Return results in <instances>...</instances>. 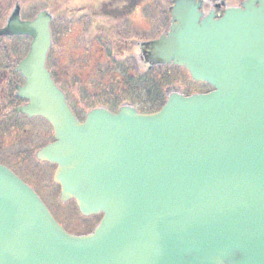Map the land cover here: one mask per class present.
<instances>
[{"label": "water", "instance_id": "95a60500", "mask_svg": "<svg viewBox=\"0 0 264 264\" xmlns=\"http://www.w3.org/2000/svg\"><path fill=\"white\" fill-rule=\"evenodd\" d=\"M168 32L143 43L153 65L176 64L215 89L169 94L154 113L124 104L80 121L46 66L53 15L23 20L16 4L0 36L32 38L17 70V111L43 116L55 141L61 200L103 213L75 236L36 191L0 164V264H264V3L204 16L173 0Z\"/></svg>", "mask_w": 264, "mask_h": 264}, {"label": "trees", "instance_id": "16d2710c", "mask_svg": "<svg viewBox=\"0 0 264 264\" xmlns=\"http://www.w3.org/2000/svg\"><path fill=\"white\" fill-rule=\"evenodd\" d=\"M111 2L113 0H0V26L17 3L26 17L41 9L53 14V46L48 68L77 115H85L97 106L117 111L126 102L138 105L141 112L158 111L167 99L168 86L181 80L187 70L174 64L150 65L134 47L137 40L156 38L169 29L172 0H149L142 6L143 17L151 23L150 33L136 32L129 19L115 18L98 10ZM75 30L76 33H72ZM69 35V43L62 44L61 39ZM14 39L0 38V58L5 59L4 64L11 63L15 67L9 54ZM16 78L13 73V85L9 88L12 92ZM12 92L9 90L8 94L18 101ZM32 159H35L34 153H30L26 161ZM15 171L35 185L36 179H29L21 169Z\"/></svg>", "mask_w": 264, "mask_h": 264}, {"label": "rangeland", "instance_id": "374dc122", "mask_svg": "<svg viewBox=\"0 0 264 264\" xmlns=\"http://www.w3.org/2000/svg\"><path fill=\"white\" fill-rule=\"evenodd\" d=\"M148 1L149 0H145V3L139 5L130 15L131 26L136 32H151V23L148 22V20L142 15V6H144ZM111 7V5L107 4V10H109ZM35 15L27 17L23 15V18L30 19ZM72 33H76V30ZM70 37L71 36L69 35L62 38L61 43H69ZM30 42L31 38L29 37H17L13 40L10 45L11 52L9 54L11 60L15 62V64L18 65L21 59L26 56L29 50ZM136 42L138 43L135 45L134 50L136 53H138V44L140 41L137 40ZM2 57H4V55H2ZM209 89L210 87H208L206 84L195 82L190 77L189 73H183L181 80L179 79L176 83L168 86V91L166 94L168 96L171 91L177 90L185 95H188L193 94L194 92H201ZM133 106L139 110L138 105ZM78 116L81 120H83L85 115ZM40 119L41 118H35L34 120L31 119L32 122L27 123V120L21 117L17 122L9 121L0 123V160H6L8 163L16 160L21 162V172L27 175L29 179L33 177L37 180L34 182L35 188L38 189L46 199L50 201L54 200L55 202L60 203V189L52 180L55 167L47 163H40L36 158L26 161L30 153H35L36 150L40 148V146L53 140V135H41L45 133L43 131L50 130L51 127L49 124L42 122V119ZM34 133L39 134V136L33 137ZM28 140H30L31 144L26 143ZM63 205L65 206V203ZM66 207L68 211H72L74 209L73 205L70 203H67Z\"/></svg>", "mask_w": 264, "mask_h": 264}, {"label": "flooded vegetation", "instance_id": "af4514ba", "mask_svg": "<svg viewBox=\"0 0 264 264\" xmlns=\"http://www.w3.org/2000/svg\"><path fill=\"white\" fill-rule=\"evenodd\" d=\"M246 0H203V12L208 15L213 13L215 17L222 16L228 8L232 7H243ZM261 1L264 3V0H255L256 5L259 6ZM128 2V3H126ZM145 3V0H113L109 5L112 7L107 10V5H103L101 11L106 15H113L115 18H125L129 17L131 13L139 6ZM208 8V9H207ZM207 9V10H206ZM130 12V13H129ZM4 58H0V123H5L9 121H18L19 118L27 120V123L32 122V118L26 114H21L17 111V108L21 105L27 103V100L20 99L18 101L10 97L8 94L9 90L12 92V89H9L13 85V75L10 73V68H7V64H4ZM4 64V65H3ZM9 65H12L11 63ZM8 65V66H9ZM24 83L21 75L18 73L15 83V89H13L14 96L17 94V86ZM14 100V101H13ZM23 115V116H22ZM19 117V118H18ZM47 123V122H46ZM50 130H45L44 134L41 135H53V128L50 123ZM39 134L34 133L33 137H37ZM33 139V138H32ZM53 141V140H51ZM49 141V142H51ZM48 142V143H49ZM26 143L30 144V140ZM56 168V165H54ZM57 185V184H56ZM60 189V186L57 185ZM44 201L51 210L52 214L58 220V222L71 234L74 235H87L92 233L96 226L99 224L103 214H84L82 213L75 201V199H70L67 201H60V203L50 201L43 196ZM65 203V206L63 205ZM70 203L73 205V210L68 211L66 204Z\"/></svg>", "mask_w": 264, "mask_h": 264}]
</instances>
